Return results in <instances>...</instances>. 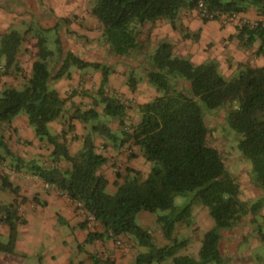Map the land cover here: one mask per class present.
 <instances>
[{
  "label": "trees",
  "instance_id": "16d2710c",
  "mask_svg": "<svg viewBox=\"0 0 264 264\" xmlns=\"http://www.w3.org/2000/svg\"><path fill=\"white\" fill-rule=\"evenodd\" d=\"M200 2L211 14L233 16L254 8L264 16V0H96L91 13L103 28L104 45L109 54L133 58L143 51L139 42L140 27L162 19L175 26L182 10H196ZM216 20L203 19L205 23ZM63 22L69 25L71 20L67 18ZM240 29L242 38H246L249 45L259 38L260 49L264 52L263 23H256L254 27L244 24ZM67 33L77 35L69 30ZM22 43L23 36L17 31L2 36L0 87L3 76L22 71L17 61ZM45 45V39H39L40 59L33 64L26 88L22 91L14 87L0 90V124L11 123L20 114H25L39 141L52 149L50 156L54 164L66 160L71 168L62 171L58 167L46 168L38 162L24 163L16 159L13 169H27L82 205L102 229L101 232H90L86 244L132 236L140 247L147 249L132 264H163L169 258H173V264H226L228 241L244 239V228L248 223H255L264 208V67H244L239 74L229 78L221 73L217 62L195 65L175 56L174 47L162 42L154 54L142 55L148 81L160 96L139 105L141 122L128 129L125 124L127 105L118 96L107 93L109 67L99 62H87L73 52L63 50L62 46L63 62L59 71L52 75L47 60L53 52ZM71 67L80 70L93 67L102 71L98 99L94 100V108L74 110L64 130L52 134L49 126L66 116L69 99L51 90L49 82L70 77ZM137 83L131 74L129 88L135 90ZM98 106L103 107L104 116L119 122L123 142L133 140L151 166L146 177L139 171L128 170V176L123 183L117 184L114 194L108 192V181L99 174L108 159L97 151L92 135L84 138L83 148L76 156L70 154L68 147L67 135L75 130L72 122L97 120L100 116L96 110ZM222 110H227L226 126L228 124L240 135L238 151L234 150L249 167V187L263 194L257 202L250 203L243 198L246 190L242 177L234 174L223 151L211 143L208 116ZM92 130L108 140L117 139L106 125L94 126ZM0 148L7 156L14 157L2 136ZM2 189L18 194L17 188L6 177ZM190 193L196 194L215 221V228L205 236L200 262L178 256L188 244L174 238L176 225L186 222L190 216V206L179 209L175 199ZM167 211L170 213L160 214ZM141 212L157 215L164 238L173 243L159 247L154 237L137 224ZM0 222L10 229L8 242H0V253L13 255L18 226L26 223L19 216L16 201L0 206ZM261 236L264 242V236ZM94 259L95 264H105L98 257Z\"/></svg>",
  "mask_w": 264,
  "mask_h": 264
},
{
  "label": "crops",
  "instance_id": "0c3cea01",
  "mask_svg": "<svg viewBox=\"0 0 264 264\" xmlns=\"http://www.w3.org/2000/svg\"><path fill=\"white\" fill-rule=\"evenodd\" d=\"M86 6L77 8L72 16L65 12L58 15L54 9L40 5V3L32 5L29 0H0V20L9 21L6 22L5 26L3 25L0 36L7 34V30L11 25L15 24L14 20L16 15H13V12L21 15L29 13L39 18L43 28L58 29L59 32L61 31L62 44L65 51H71L87 62L100 63L102 61L93 59L94 56L91 50H95L99 45L103 44L99 42L95 33H91V18ZM67 18L71 20V27L70 24L65 25L63 22V19ZM237 18L244 24H264V16H261L254 8L249 9L247 13L238 14ZM95 21L97 20L95 19ZM146 26L148 29H151L152 39L153 36L160 39H172L174 42V52L177 56L188 57L195 65H201L207 61H216L220 71L229 78L239 74L244 67H264V52L260 49L261 40L258 38L253 44L249 45L247 39L242 38L240 32L241 25L238 23L226 26L217 20L205 23L197 10L184 9L181 11L175 26H172L164 19L154 24L146 23L144 27ZM69 27L70 29H68ZM68 30L77 34L73 35L77 40L73 41V43L69 40L67 45L64 36L69 35L67 33ZM21 35L23 36V34ZM184 35H186V38ZM78 36L82 38L78 39ZM24 40L25 38L23 36V42ZM147 46H149V43ZM23 47L22 57L20 58L19 54L17 57L22 71H14L9 75L3 76L1 78L0 90L3 87H15L17 84L24 82V80L30 79L33 62L35 61H32V56H39L40 49L38 48V42L35 40L31 46L26 44ZM138 54L133 58L122 57L121 60L116 61L115 65L124 66L127 64L130 65L131 63L134 68L141 66V64L144 65L142 62L144 58L142 55L138 56ZM1 62L4 63V60H1ZM125 69H127L126 66ZM118 70H116V74L114 73L109 78L107 93L111 96H118L123 103L128 105L125 124L128 129H131L141 122L139 105L152 102L158 97L159 93H154L153 89L151 90L148 86H142L140 83H137L135 90H131L128 86L127 72L125 73L123 71L121 75ZM69 74L70 77H63L55 84V89L60 97L68 98L69 101L66 105V116L50 124L51 133L53 131L52 134H60L64 130L65 123H67L74 110L80 109L85 111L94 108V100L98 99L97 92L102 82L101 76L98 73L85 74L83 70L78 69V71L73 73L69 71ZM146 82L148 83V80ZM151 98L154 99L151 100ZM96 110L100 114L97 120L89 123H84L79 120L72 122L75 130L69 132L67 135L68 147L70 154L76 156L83 148L84 138L87 135H92L97 151L108 159L107 163L101 167L99 174L107 179L108 192L114 194L117 191V184L123 183L125 177L128 176V170L139 171L146 177L150 173L151 166L144 159L140 148L133 140L127 143L123 142V129H121L119 122L104 116L102 106L96 107ZM98 125L108 126L117 139L115 141L110 140L111 143H109L108 139L98 133H94L92 129ZM0 135L14 154V157H11L14 161L19 159L24 161V163L38 162L46 168L58 167L62 171L71 168V164L66 160L54 164L50 156L52 149H49V147L45 148V144L39 141L35 131L29 124L28 117L24 114L17 116L11 123L0 124ZM75 136L77 139H75ZM10 166L12 167V164ZM30 173V176L24 174L23 168L20 170L13 169L12 173L7 176L0 172V193L11 195L10 203H6L0 196V206L10 205L16 201L19 216L22 220L26 221L25 224L18 226L15 253L23 252V254L27 255L30 252H34L36 247L42 248L43 252H46V249H51L53 252H66L69 249L77 248L82 253L96 252L98 254L99 252L108 250L112 252L116 264L130 263L131 257L135 253V248L131 249L128 245V248L125 250L116 249L113 241L100 240L93 244L82 246L81 244L86 242L89 233L95 232L91 224L86 220L87 217H90L88 213L83 209L81 204L73 202L66 193L57 188L48 189L43 179L35 176L32 172ZM4 177L8 178L13 186L17 188V195L9 190L2 189ZM258 194V196L261 195L260 192ZM146 213L148 212H142L140 216L143 218L144 223L147 222L146 220L151 221L150 227L144 225L142 228L154 237L157 245V240L161 238L163 241H167L157 223L156 215L150 213L148 216ZM59 218L71 230V235L65 239L63 238L65 241L62 239L64 246L63 242L61 245L60 241H58L60 237H54V233L58 231ZM258 218L264 219V208L261 217ZM35 228H37V231H35ZM9 233V227L0 222V237L9 239ZM156 233L158 237H161L160 239H157ZM243 233H245L244 230ZM261 234L259 233L258 235L261 236ZM57 235H60L59 232H57ZM123 238L129 240L128 236H124ZM244 240H239L240 245L238 247L245 243ZM73 242H76L77 246H74ZM56 243H59V245H56ZM237 249L232 252L231 258L234 259L231 264H237L236 262L239 260ZM89 254L92 256L91 253ZM2 255L8 254L0 253V264L5 262ZM8 257V264H25V259L20 260L16 256L14 259L12 255ZM39 260L43 262V260ZM66 263L69 264L68 262Z\"/></svg>",
  "mask_w": 264,
  "mask_h": 264
},
{
  "label": "rangeland",
  "instance_id": "374dc122",
  "mask_svg": "<svg viewBox=\"0 0 264 264\" xmlns=\"http://www.w3.org/2000/svg\"><path fill=\"white\" fill-rule=\"evenodd\" d=\"M32 5L35 3L40 5H44L46 7H50L51 9L55 10V13L58 15L63 14V12L68 13L69 15L75 13L77 8H82L84 5H87L86 8H88V12L90 14L91 18V33H95L97 36V39L99 42L103 45H99L98 48L95 50H91L92 55L94 56L93 59L102 61L104 66L109 67L110 70V76L114 73L116 74V70L122 75L123 71L125 73L127 72V81L131 74H134L135 78L137 79V82L140 83L142 86H148V88H151V90H154V93H157V89L151 85L147 78V72L145 69V65L137 66L134 68L130 63L124 66H118L115 65L117 60H121L122 57H114L111 56L106 49L104 45V31L102 26L98 21H95L94 17L92 16V9L94 8V5L96 3V0H29ZM90 10V11H89ZM13 15H16V18L14 20V25H11V27L7 30L8 33L17 30L21 34H23L25 40L23 42V45L31 46L32 42L37 41L39 42V39L43 38L46 41V48L49 52H53V55L48 58L47 63L49 66V71L52 75H55L62 64L63 55L60 52L62 44V35L61 31L59 32L58 29H46L43 28L40 20L35 15L27 13L26 15H21L13 12ZM73 16V15H72ZM6 20H0V32L3 30V25L5 26ZM170 23V22H168ZM171 24V23H170ZM72 24H70L71 27ZM172 25V24H171ZM173 26V25H172ZM70 27L68 29H70ZM141 35L139 37V42L142 44V52H138L139 55H152L156 51L157 47L162 42L170 43L174 47V42L172 39H160L155 38L153 36V39L151 37V29H148V27H140ZM187 35V34H186ZM186 35L184 37L186 38ZM66 43L68 45L69 40L73 43V41H76L77 39L74 38L72 35H66L64 36ZM2 36H0V43H1ZM60 39V42L58 41ZM80 39V38H78ZM160 39V40H159ZM151 40V41H150ZM150 41V42H149ZM149 43V46L147 44ZM22 45V48L19 53V57H22V50L24 49ZM39 48V47H38ZM64 50V48H63ZM31 53V52H30ZM33 55V53H32ZM174 55L177 56V54L174 52ZM137 56V55H136ZM135 56V57H136ZM179 57V56H178ZM181 57V56H180ZM187 60H190L188 57H181ZM39 56H32V61L39 60ZM19 61V60H18ZM34 61V62H35ZM33 62V63H34ZM208 62V61H207ZM216 62V61H215ZM125 66L127 69H125ZM121 67V68H118ZM123 69V70H122ZM78 69L76 67H71L70 72H76ZM83 72L85 74H99L101 76V80L103 79V74L101 70H96L93 67H89L87 69H84ZM225 77H227L223 72H221ZM119 74V75H120ZM118 75V76H119ZM66 78L68 77L65 76ZM28 80H24V82L17 84L14 88H16L19 91H22L26 88L28 85ZM59 80L52 79L49 82V87L51 90L55 89V84ZM6 87H3L1 91H4ZM160 96V94L158 95ZM154 98H151L153 100ZM128 106V105H127ZM136 106V104H134ZM133 108V107H132ZM227 110H222L217 113H210L208 116V124L211 128L212 134H211V143L218 148H220L227 161L229 162V167L232 169L234 174L240 175L242 177L239 178L244 181V188L246 190L243 198L250 203L257 202L258 200L263 198V194L258 196L259 192L252 190V187H249V167L246 164V162L237 154L235 153L234 148L238 151V143L240 140V135L236 133L233 129L229 127V125L224 123V117L226 116ZM23 115V114H22ZM25 115V114H24ZM33 129V128H32ZM34 130V129H33ZM53 133V131H52ZM1 136V135H0ZM109 143H111L110 140H108ZM233 147V148H232ZM46 148V146H45ZM4 158V159H3ZM16 162L12 160L11 157L7 156L5 154V150L3 148H0V164L1 169L0 172L4 175H10L13 171V164ZM12 164V167L10 166ZM24 174L31 175L30 171L28 172L27 169L23 168ZM235 175V176H236ZM27 178V177H26ZM0 196L2 199L5 200L6 203L11 202V195H8L6 193H0ZM175 206H177L179 209H183L187 206H190V216L187 218L186 222H181L176 225L174 238L179 242H187V247L180 250L178 256L180 257H189L195 260L196 262H200L201 260V249L203 247L205 236L208 232L212 231L215 228V221L213 217L211 216L210 210L204 206L201 201L197 198L195 193H190L186 196H178L175 199ZM142 213V212H141ZM170 212H161V215L169 214ZM148 216L150 213H146ZM157 217V215H156ZM252 218V216H250ZM87 222L91 224L93 227V231L99 232L102 231L100 225L92 220H89V218H86ZM147 222L144 223L143 218L140 216V214L137 216V224L141 227H144V225L149 226L151 221L146 220ZM57 227V232H59V236L57 235V232L54 233V237H60L58 238V241H60V244L64 246V239L71 235L70 228L64 224V222L59 218ZM154 225V223H153ZM150 227V226H149ZM35 231H37V228H35ZM157 232L156 230H154ZM153 231V232H154ZM244 241L245 243L238 247L239 244V238L235 239L234 241H228L227 243V257H226V264H231L234 258H231L232 252H234L235 249L238 251L239 260L236 262L237 264H264V242L262 241V236H259V233H262L261 235L264 236V219L263 218H257V222L252 224H247V228H244ZM157 235V233L155 234ZM160 236V235H159ZM124 236L120 237V239L125 242L128 246H130L131 249L135 248V253L133 257H131L130 263L132 264L135 262L136 257L139 254H143L147 252V249L144 247H140L136 241V239L132 236H128L129 240H125L123 238ZM64 238V239H63ZM161 237H158L157 239H160ZM46 239V238H45ZM64 241H63V240ZM230 239V238H229ZM125 240V241H124ZM132 241V242H131ZM158 246H165L168 244L173 243V241H163L162 238L160 240H157ZM0 242L7 243L8 239H3L0 237ZM114 243V247L116 249H120L117 247V245ZM243 243V242H242ZM74 246L76 242H73ZM56 245H59V243H56ZM82 246H86L87 244H81ZM130 249V250H131ZM49 251V252H48ZM106 252L108 250H105ZM103 251V252H105ZM110 253V258L108 260L104 259V256L101 255V252L96 254V252H79L77 248L69 249L68 251L64 252H53L51 249H46V252L42 251V248L36 247L34 252H30L27 255L23 254V252H16L15 256L17 258H20V260L25 259V264H95V257H99L101 261H103L105 264H116L113 255L111 251H108ZM231 252V253H230ZM92 256H90V254ZM42 255V256H41ZM11 255H2L5 262L3 264L9 263V257ZM54 256V257H52ZM41 257V258H40ZM43 260V262H40ZM158 264V263H155ZM163 264H173V258H169L165 263ZM210 264H218L216 262H212Z\"/></svg>",
  "mask_w": 264,
  "mask_h": 264
},
{
  "label": "built area",
  "instance_id": "2783aa9c",
  "mask_svg": "<svg viewBox=\"0 0 264 264\" xmlns=\"http://www.w3.org/2000/svg\"><path fill=\"white\" fill-rule=\"evenodd\" d=\"M196 10L198 11L200 17L202 19H210L213 20L215 18H217V21L221 22L222 25L226 26L229 24H233V23H238L239 25H244V23H241L240 20H238L237 15H233V16H229V15H224V14H219V13H215V14H211L209 13L207 7L205 6V4L203 2H200L196 8ZM253 27L255 26V24H251ZM0 168H1V164H0ZM46 187L48 189L50 188H56L55 185H50V184H46ZM89 220H92L95 222L94 218L92 216L89 217ZM101 232V231H99ZM115 244L117 245L118 248L120 249H127L128 246L127 244H125V242H123L120 238H116L114 240ZM101 255L104 256L105 260H108L110 258V253L107 251L105 252H101Z\"/></svg>",
  "mask_w": 264,
  "mask_h": 264
}]
</instances>
